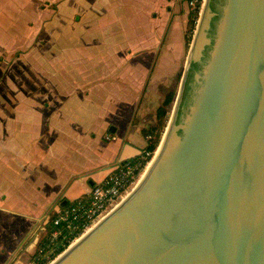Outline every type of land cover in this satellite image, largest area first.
Listing matches in <instances>:
<instances>
[{
  "label": "crops",
  "instance_id": "obj_1",
  "mask_svg": "<svg viewBox=\"0 0 264 264\" xmlns=\"http://www.w3.org/2000/svg\"><path fill=\"white\" fill-rule=\"evenodd\" d=\"M189 10L187 0H0V264L36 246L31 226L46 230L63 199L145 146L142 90L180 64ZM36 59L44 83L21 89Z\"/></svg>",
  "mask_w": 264,
  "mask_h": 264
},
{
  "label": "water",
  "instance_id": "obj_2",
  "mask_svg": "<svg viewBox=\"0 0 264 264\" xmlns=\"http://www.w3.org/2000/svg\"><path fill=\"white\" fill-rule=\"evenodd\" d=\"M195 23L141 181L46 264H264V0Z\"/></svg>",
  "mask_w": 264,
  "mask_h": 264
},
{
  "label": "built area",
  "instance_id": "obj_3",
  "mask_svg": "<svg viewBox=\"0 0 264 264\" xmlns=\"http://www.w3.org/2000/svg\"><path fill=\"white\" fill-rule=\"evenodd\" d=\"M204 2L205 0H187L189 7H197L199 13ZM151 136L150 133L146 135L147 138ZM106 137L112 138L109 133ZM139 161L131 155L119 159L115 167L103 179L92 184L85 196L66 200L63 204L58 205L55 215L49 222L51 227L46 234L45 242L39 248L38 256L43 252L45 246L52 245L60 235L68 237L67 231L73 234L69 238V243H71L88 227L113 209L125 197L131 187L137 183L148 163L139 169ZM32 263L34 264L33 260Z\"/></svg>",
  "mask_w": 264,
  "mask_h": 264
},
{
  "label": "rangeland",
  "instance_id": "obj_4",
  "mask_svg": "<svg viewBox=\"0 0 264 264\" xmlns=\"http://www.w3.org/2000/svg\"><path fill=\"white\" fill-rule=\"evenodd\" d=\"M191 8L192 7H190V9ZM197 16H199V12H197V15L195 16V22H196ZM194 28H195V26H194ZM193 31H194V29H193ZM192 34H193V32H192ZM0 37H1V33H0ZM86 37L84 36L83 40L86 42H91L92 35L90 34ZM185 47H186V50L182 54L180 64L176 67L174 73L167 75L163 81L152 82V83L150 82V83L146 84V86L142 90L145 97L142 99L143 103L141 102L139 104V106H140L139 110H141V112L138 114V116H136V120H139V123H140L142 128L143 127H149L151 125H157L156 108L158 105H160L163 102L165 95L170 92V94H172V99L165 104L166 114L164 115V117L162 119L163 120L162 121V127H160V129L162 130V134H163L164 128L166 126L165 124L167 122V119L171 115L172 109L174 107L175 99H176L177 94L179 92V85H181V80H182L184 71L186 69L185 68L186 67V52L188 51L189 45L188 46L185 45ZM37 61H38L37 59H36V61H34V67H27L26 69L23 70L24 81L19 84L21 89H27L28 87H31V88L34 87L35 90H39L37 87L40 84L44 83L43 82V77H44V74H43L44 65L43 64H44V62H42V65L40 66ZM190 66H191V64H190ZM190 66H189L187 74H186V79L188 76ZM165 67L168 68L171 66L166 65ZM21 69H23V68H17L16 73H12V75L17 76L18 72ZM185 82H186V80H185ZM53 84L56 85L59 83H53ZM107 84L109 85L110 83H102L101 82L99 88L106 89V87H104L103 85H107ZM111 84H113V83H111ZM122 85H124V83ZM142 134H143V132H142ZM48 219L49 218L47 217V220H45V222H44V225H45L44 227L46 230H43V231L40 230L39 225L38 226L33 225L30 228L31 230L29 231V234L27 237L29 238L31 235V236H34V238H36V234H38V238L36 240L37 241L36 246L33 245L32 248H30V250L24 251V250H22L23 246L21 244L20 248H18V250L16 252H14V254H12L11 257H9L6 262H4V264H33L32 263L33 254L36 255V251L39 250L40 246L42 245V243L45 239L44 237L46 236V232L48 231V229H47ZM27 240H29V239H27ZM24 243H25V241H24ZM43 255H45V254H43ZM50 259H48L47 261H49Z\"/></svg>",
  "mask_w": 264,
  "mask_h": 264
},
{
  "label": "trees",
  "instance_id": "obj_5",
  "mask_svg": "<svg viewBox=\"0 0 264 264\" xmlns=\"http://www.w3.org/2000/svg\"><path fill=\"white\" fill-rule=\"evenodd\" d=\"M197 15V7L195 8H191L189 10L188 13V17L186 18V31H185V45L188 46L189 42L191 40L192 37V32L195 26V16ZM172 99V94L167 93L163 99V102L157 106L156 108V121H157V125H151L149 127H143L142 128V132L143 135L146 137V135L148 133H150L152 136L150 138L146 139V144L143 148L140 149V151L136 154L134 153L133 155H131V157H133L135 160L139 161V169H142L145 164L150 160V156L152 155V153H154L155 148L160 140V137L162 135V130L160 129V127H162V119L164 117V115L166 114V108H165V104L167 102H169ZM147 152V154H145V152ZM84 196V195H82ZM66 200H68L66 198ZM65 200V201H66ZM56 211H53L50 214L49 220L47 221V229L48 231L46 232V234L49 232V228L50 226V220L51 218L55 215ZM47 236V235H46ZM46 236L44 238H46ZM67 236L62 237L61 235L56 239V241L52 244V245H47L45 246L43 252L38 256L39 254V250L36 251V255L33 254V261L34 264H46L47 260L52 258L54 255L58 254L61 250L64 249V247L69 244V238H71L73 236L72 233H69L67 231ZM45 242V239L43 241V243ZM42 243V244H43ZM45 254V255H43Z\"/></svg>",
  "mask_w": 264,
  "mask_h": 264
},
{
  "label": "bare ground",
  "instance_id": "obj_6",
  "mask_svg": "<svg viewBox=\"0 0 264 264\" xmlns=\"http://www.w3.org/2000/svg\"><path fill=\"white\" fill-rule=\"evenodd\" d=\"M148 163H149V162H148ZM148 163L146 164V167H147ZM146 167H145V168H146ZM143 172H144V170H143ZM143 172H142V174L140 175V177L138 178V183H137V185L139 184V182L141 181V179H142V177H143V174H144ZM137 185H136V186H137ZM128 193H129V191H128L126 194L129 195ZM89 229H90V228L88 227L87 230H89ZM75 240H76V239H75Z\"/></svg>",
  "mask_w": 264,
  "mask_h": 264
}]
</instances>
